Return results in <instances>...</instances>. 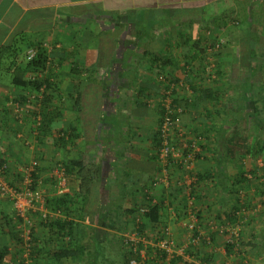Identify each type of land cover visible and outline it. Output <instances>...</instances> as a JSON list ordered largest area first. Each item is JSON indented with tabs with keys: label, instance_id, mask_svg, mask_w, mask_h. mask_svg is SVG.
I'll return each instance as SVG.
<instances>
[{
	"label": "crops",
	"instance_id": "0c3cea01",
	"mask_svg": "<svg viewBox=\"0 0 264 264\" xmlns=\"http://www.w3.org/2000/svg\"><path fill=\"white\" fill-rule=\"evenodd\" d=\"M151 26H154L153 29ZM161 26L166 28L160 30ZM175 27L180 30L179 37L173 33L177 30ZM157 30L161 31L158 35L155 34ZM195 30L200 33L198 37L193 34ZM222 37L227 38L226 44L219 39ZM168 39H172L174 44L171 45ZM254 40L257 46L264 47V0H0V63L4 62L7 65L4 67L6 72L16 74L9 78V83L4 81L0 84V166L4 164L9 166L6 175L8 180L14 184L20 183L19 170L29 162L26 161L29 154L23 155L24 157L20 155L25 148L37 151L34 153L36 160L39 159L38 175L42 177L41 182L47 180L44 179L46 165L57 151L63 161L67 158L81 160L86 165H99L102 169L101 181L96 185L98 208L95 213L82 210L84 204H79L81 180L76 174L69 177L70 184L66 188H62L59 181L55 180L50 181L51 183L46 181L42 185L46 191L47 201L50 200V204L53 205V209L47 207L48 210L51 213L59 212L56 217L77 225L73 231V239H79V243L67 247L69 244L67 235L61 243L49 227L37 222L35 233L40 250L38 258L40 264H89L87 254L93 239L108 231L113 235L119 233L118 230L103 227L100 223L101 218L110 207L119 202H122L124 207L130 205L134 210L142 201V191L146 186L150 187L151 181L156 177L158 169L150 141L153 133L140 132L142 123L148 125L145 127L148 129L150 121L145 115L147 120L139 122L140 119L137 118L140 112L134 105L136 100L138 106V99L134 96L138 89L125 86L126 80H133L136 76L148 82L156 79L157 73L155 66L152 65V57L144 52H153L159 59L171 62L165 68L167 74L179 76V73H184L186 69V72H190L191 78L195 79V83L206 89L204 80L209 65L205 64L207 62L204 57L210 53L207 48L213 43L222 44L223 49L216 53L218 55L212 53L218 60V76L227 80L231 77L244 78L245 84L234 82V87L243 85L241 91L244 89V94L249 92V95L240 93L242 99L240 97L239 103L243 102L244 105L248 103L250 108V103L253 104L251 88L255 84L248 83L247 80L264 77L261 69L249 73L242 67L243 62L247 61L248 47ZM140 46L145 47V50L136 55V50ZM5 47L9 48L7 53L3 51ZM35 47L46 52L48 66L43 75L47 73V76H52L57 94L60 92L61 95L63 90H67L68 94L72 93L82 81H85L86 85L89 84L88 80L100 83V89L97 90H100L103 97L108 96L101 115L102 122L107 125L97 131V139L90 134V131H93L91 123L94 119L80 115L77 109L72 107L74 99L71 98L72 102L70 100L68 109H63L60 118L55 119L51 125L54 133L68 130L70 134L73 128L75 129L74 138L70 140L67 152L63 153L55 145L58 150L49 156L45 144L38 150L31 146L36 124L31 118L18 121L13 114V102L23 93L30 92L25 87V81L33 80L34 71L28 67L26 57L28 51ZM176 47L180 48V54L175 50ZM2 53L5 57L8 56L5 60ZM262 53L264 49H261L259 55H264ZM22 55L23 61L20 58ZM124 62H131L132 65L126 67L128 70L122 69V65L117 67L118 63ZM112 64L115 66L112 67ZM170 69L171 72H168ZM35 72L42 75L41 72ZM67 79L68 84L64 83ZM113 79H121L122 82H114L116 84L114 86ZM138 83L133 81L131 85L135 86ZM85 87L83 89L86 95L95 90L92 87ZM129 90H134V103H130L133 97L127 102L131 107L127 120L122 113L123 110H120L126 107L123 98L126 92H130ZM112 94L114 95L111 96ZM87 100L83 98L82 108L87 104ZM226 108L229 116L222 114V118L215 114L213 124L219 128L221 123L228 121L229 128H233L230 129L232 133H229L226 139L217 137L213 132L211 140L214 145L220 146V150L226 140L231 143L227 147L228 150L222 147L219 156H214L218 164H215L216 161L213 162L212 168H207L204 161H201L198 171L212 170L214 177L211 190L207 188L209 184L206 186L204 184L210 181L201 182L202 195L197 200L200 212L212 214L220 223L225 222L227 217L233 221L232 225L242 226V245L239 250H229L226 246L228 236L215 234L212 246H207L206 250L201 246V249L203 248L199 255L201 257L195 259L198 264H206L202 263L201 259L206 257L204 254L208 252V255H213L211 264H238L244 259L250 260L252 264H264V119L255 120L249 117L241 120L237 118L238 108L234 103L228 105L227 102ZM192 111L202 113L204 108L199 106ZM197 116L199 117L194 116L196 122L192 124L201 127L202 116L200 114ZM131 120L139 123L129 124L131 127L127 128L130 132L123 133L125 130H121L122 126ZM191 120L193 121V117L190 113L182 117L185 125L190 124ZM138 124H141L140 129ZM238 125L247 128L243 137L249 144V153L239 151L240 146L237 142L242 136L234 129ZM21 135L24 140L20 139ZM139 135L141 139L136 138ZM136 139L141 143L136 142ZM28 140L29 145L26 144ZM113 140L118 141L116 144L118 146L110 147L109 143ZM123 140L129 143L127 150L124 148L125 150L121 152L122 147L119 143ZM36 141L38 143V140ZM128 173L130 175H126ZM240 174H244V180H241ZM122 176L125 183L121 181ZM131 176L132 180H129ZM118 183L124 186L122 192L125 194L121 192L124 196L118 191L115 195L111 193ZM161 189L164 187L152 189L153 192H158L155 194L156 197L153 195L156 201L164 198V202H167L169 196V199H174L173 204H177L178 208L183 205L180 197H177L178 194L174 198L171 192L164 193ZM157 194L160 199H157ZM165 207L166 210L161 211L160 223L154 228L151 224L147 227L146 237L151 239L155 235V238H159L163 232H158L159 229L161 230L162 226H170L175 238L179 241L187 240L189 236L184 234L186 227L182 224L184 214L172 215L168 212L166 203ZM180 211L184 213L183 210ZM13 213L11 202L0 198V256L2 253L5 254L0 264H21L19 236L11 221ZM129 214H125L124 221H132L134 212L132 216ZM38 215L39 213L32 214L34 220L37 221ZM226 222L231 224L229 220ZM203 226L205 228V223ZM158 233L160 234L157 236ZM80 244H83L86 250L84 261L77 255ZM65 248H68L67 253H62Z\"/></svg>",
	"mask_w": 264,
	"mask_h": 264
},
{
	"label": "trees",
	"instance_id": "16d2710c",
	"mask_svg": "<svg viewBox=\"0 0 264 264\" xmlns=\"http://www.w3.org/2000/svg\"><path fill=\"white\" fill-rule=\"evenodd\" d=\"M224 18V17H223ZM138 35V34H137ZM211 47L216 48V44H211ZM249 49V53L247 56V61L243 62L242 67L243 70L252 73L254 71L257 72V69H261L264 72V55H259L261 49H264V47L262 46H257V42L254 40V43L251 44V46L248 47ZM37 51V55L35 57V59L31 62H28V67L30 68V70L32 71H38V72H43L42 74H44V72H46L47 66H48V58L46 56V52L44 49L39 48V47H35V49ZM146 53V55H149L150 57H152V65L153 67L155 66L156 68V78H157V83L161 86H154L153 81H145V80H141L139 79L137 76L135 78H133L132 81H138L139 82V88L137 90V98L141 99L143 96H155L158 97L159 99L157 100V106L160 109L161 112V120H160V124L164 123L166 120H169L171 123H173L172 125L174 126H178L184 130L186 132L185 137H187V134L189 133L190 135L193 134L194 136H198V137H203L200 135V133L202 132L204 135V141H199L200 147H201V151H204V153L206 152H211L212 156L214 157L215 155L219 156V151L222 150V147H225L226 150H228V146H230L231 142H228L227 140L225 141V143H222L221 146V150H220V146H217L216 144L214 145L213 142H211L213 136V132H215V134L224 138H228L229 133H232L231 130L233 128H229V124L228 121H224L223 123L220 124V127H214L213 124V118L215 117V114H218V116H222V114H224L225 116H229V112L228 109L226 108V103L227 101H224V98L227 99V96H225L227 94H229V91L227 89H236L234 90L235 93H237V96H233V98H231L230 102H228V105L231 103H234V106H236L238 108V110L236 111L237 113V118H240L241 120L244 118H249L252 117V119H257V120H261L264 119V100L259 101L258 100H253V104H250V108H248L249 105H244L245 103H239L240 100L242 99L240 93H242V91L240 90L241 88H243L242 86L237 85L236 87H234V85H231L233 82H240L245 84L246 81L244 78H230L228 79L226 82L228 83L227 86H225V90L223 88H218V87H208V88H203L201 86H198L195 83V79L194 78H189L187 76V72L186 69H184V73H179V76H175L174 74H172V78H170L171 76H168V74L165 71V68L168 67L171 62H165L162 59H159L157 56L154 55L153 52H144ZM264 54V53H262ZM218 55V54H216ZM261 58H260V57ZM261 59V60H260ZM127 61V60H126ZM116 64V63H115ZM115 64H112V67L115 66ZM119 65H122V69L124 70H128V68H126L127 66L132 65L131 62H124L123 64L118 63L117 67ZM138 65V64H137ZM96 67H99V63L96 64ZM120 68V69H121ZM39 74V73H38ZM234 75V73H233ZM37 76V75H36ZM188 77V78H187ZM154 79V78H153ZM125 80V79H124ZM123 80V81H124ZM122 82L121 79L117 80V79H113V84L114 82ZM89 84L87 83V85L85 84V81H82V83L80 84V86H76V90L73 91L72 93H69V96L74 99L73 100V105L72 107L76 108L78 113L80 115L84 116H89L92 117L94 119V122L91 123V128L93 131H90L91 137H95L97 139V131L99 129H102L105 125H107L105 122H102L101 120V115L103 113V107L105 105L106 102V95L103 97L101 95L100 90L98 91L97 89H100V83H96L93 80H88ZM127 83V84H126ZM125 86H130L131 82H129L128 80H126ZM184 83V84H183ZM124 85V82H123ZM55 86L56 84L54 83V80H52V76H44L41 75V77H35L33 80L32 79H27L25 81V87L30 91L29 93H23L20 98H17L13 103H19L22 106H28L31 105L32 103L36 102V104L33 106V112L27 113L26 118H31L33 119L34 123L37 124V120H38V116L41 117V125L40 126H36V130H38V140L44 139L47 136H51L53 134L51 125L53 123V121L57 118H60V113L63 110L62 107H64V105H60V106H56V104L54 103L55 101V95L57 94L55 92ZM84 86L87 87H92L95 88V90H92V93L90 94H84ZM114 86H116V84H114ZM185 87H187V89H184ZM131 88V87H130ZM227 88V89H226ZM179 89L182 90V94H181V98H180V92ZM244 91V89H242ZM171 94L169 95L168 93ZM198 92H200V94H198ZM246 92V90H245ZM249 92H246V94L244 95H249ZM114 94H112L111 96H113ZM235 95V94H234ZM110 96V95H109ZM110 96V97H111ZM140 96V97H138ZM169 97L172 99L171 104H170V109L166 108V98ZM241 97V99H240ZM83 98L88 99L87 100V104L85 106H83L82 108V102H83ZM199 98V99H198ZM259 98V97H258ZM105 99V101L103 100ZM192 99V100H191ZM196 99H198V102L196 101ZM245 99H247L245 97ZM110 101V100H109ZM159 101V102H158ZM203 101V102H202ZM206 101V102H205ZM108 102V101H107ZM127 102H129L127 100ZM260 102V104L258 105V103ZM204 103V104H203ZM54 105V107H52ZM89 105V106H88ZM139 107H148V103L147 102H143L140 103L138 102ZM200 105H204V112L202 113H198V112H193V110H196ZM201 107V106H200ZM68 109V108H67ZM181 109V111L179 112L178 110ZM190 109V110H189ZM190 113L191 117H193V121L191 120V122L189 121L190 124L185 125L182 122V117L183 115ZM201 115V119L202 122L201 123V127H197L196 125L192 124L194 122H196V119L194 116H196L197 118L199 116L197 115ZM106 117V116H105ZM223 118V116H222ZM225 119V118H224ZM81 120V118H80ZM213 125V126H212ZM140 126H138L139 128ZM236 127V126H234ZM141 128V127H140ZM139 128V129H140ZM200 128V129H199ZM231 129V130H230ZM237 133L240 134V136H244V134L246 133L247 128H243L242 125H238L236 128ZM75 131V129L73 128V131H71L70 134H67L66 132L63 134H61V139L57 141V143L55 144L57 148L60 149H64L66 147V145L70 144V140L74 138L73 132ZM201 131V132H200ZM201 133V134H202ZM130 134V133H129ZM137 135V134H136ZM179 135V134H178ZM200 135V136H199ZM210 135V137H209ZM241 137V140L239 142H237V145L240 146V152H246L249 153V144L247 143V141H244L245 138L243 139ZM170 138V137H169ZM168 138V139H169ZM176 138L174 142L172 141V138L169 139V141L171 142V144L174 147H177L179 145V141L180 139L178 137H174ZM188 138V137H187ZM96 141V140H95ZM150 141L152 142V147L154 150V162H156L157 164V174L159 175L162 173V171L166 170L168 172L169 175L172 174V172L174 170H180L183 173H187V174H195L196 177V181L192 183V187L194 186H199L201 184V182H206V181H212L214 174L213 171L210 170L208 171V169H204V171L199 172L198 170L196 172H192L191 170H189L188 166L186 165V161L185 159L187 158V156L191 155L194 158V161L196 163H201V161L205 162L207 160V158L204 156L202 157V153L201 152H194V147L192 148L191 145L189 144L188 148H184V158L180 159L179 161H175L174 158H172L170 156V158L168 159V161L166 162V164H161V162L159 161V153L161 152L162 148L164 147L163 143L165 141L163 134L161 133V130H157L155 133L152 134ZM244 141V142H243ZM128 143H125L124 141L120 142V146L122 147V149L120 150L121 152H123L125 149L127 150L128 148ZM191 143V142H190ZM205 143V144H204ZM259 144H256V146ZM117 146V145H116ZM125 148V149H124ZM244 150V151H243ZM124 153H122L123 155ZM204 155V154H203ZM127 156V155H125ZM206 158V159H205ZM214 159V158H213ZM216 161V162H215ZM215 164H218V160H214ZM56 166H61L65 169V172L67 174L68 177L73 176L74 174H76L80 180H81V184H80V192L78 194V199L80 201L79 204L83 203V209L82 210H87V212H93L95 213L97 211L98 208V192L96 189V185L98 183H100L101 181V166H97V165H86L83 163V161L81 160H59L56 162ZM197 165V164H196ZM39 166L37 167V170L34 172V188L39 187L40 185H44V183H46V181H58L57 178L55 176H51V178H47V180L44 182H41V175H38L39 173ZM127 175V174H126ZM155 177V176H154ZM241 180H244L245 176L244 174H240ZM170 179V177H169ZM241 180H238L241 181ZM132 182V181H131ZM51 183V182H50ZM150 187L146 186L144 188V190H150V189H158V188H163L165 183H163L161 180H159V177H155L151 183H150ZM170 185V183L168 184ZM173 186V185H172ZM169 186L171 188H169L170 190V194L172 195V197H176V195L180 194L182 192L181 187H172ZM197 191V190H196ZM129 193V192H128ZM192 193H194V188L192 189ZM200 194L195 193V195H193V198L197 199L200 197L198 196ZM181 202L182 203H186L185 207L187 209V203L189 204V200L187 197L184 198V195H181L180 197ZM145 200L152 202L153 200H155L154 196L146 193L144 196V201H142L143 203H141V208L144 207L146 209V212L141 213L140 209H136V210H132L131 208H128L126 210L125 213V209L126 207H124L122 205V202L116 203L114 206L110 207L109 211L106 213V215H104L101 218V225L103 227H107L109 229L112 230H118V232H125V231H137L140 235L146 237L147 234V227L149 226V224L152 225V228H154L156 226L157 223H160V219H161V211L162 210H166L165 207V202H164V198L161 199L160 201H156L153 205L151 206H146L145 205ZM50 201V200H49ZM47 201V207L49 209H53V205L50 204V202ZM193 202L195 203V201L193 200ZM146 206V207H145ZM148 207V208H147ZM47 208V209H48ZM186 209L184 210V212L186 211ZM196 210V208H195ZM194 210V211H195ZM134 212L135 215H131ZM124 213V214H122ZM130 213V214H129ZM198 213H202L200 212V210H198ZM14 214V213H13ZM125 214H129L131 215L133 218H131V227L129 224L125 225L124 221V216ZM13 217V216H12ZM123 219V220H122ZM226 217V221H230L231 224H234L232 220L228 219ZM12 222L13 218L11 219ZM8 223V221H7ZM129 223V222H127ZM205 223V228L204 226L201 227L204 228V230L206 231V233L208 232V224L204 221L199 222V226H202V224ZM223 223V222H221ZM120 224V225H119ZM42 225H44L45 227H49L51 229V231L53 232V234L55 235V237L61 241V243L64 242V237H66V235L69 237V244L67 245V247H69L70 245H73L75 243H79V239H73V231H75V227L77 226L76 224H74V222H68L60 217H50V220L47 223H42ZM129 225V226H128ZM128 226V227H127ZM163 228H161V230L159 229L158 232H164V229L167 228V226H162ZM185 227L187 228V224L185 225ZM163 229V230H162ZM195 230V234H192V236L188 237V240L190 242L188 250H186V253H189V255L194 256L195 258H200L201 256V250L203 248H207V246H212L211 244L215 241L214 235L217 233H210V242H208L207 238L204 237L201 239L200 244L195 246L192 242L197 238V236L199 235V231ZM36 227L33 230V239L35 241V245L37 246V250L35 253H33V255H36V258H39L40 255V250H39V246H38V241L36 238ZM77 232V229H76ZM95 232V231H94ZM163 232L161 233V235H163ZM95 234V233H94ZM160 233L156 234L157 236ZM97 235V233L95 234V236ZM114 236L117 237V234H115ZM155 238V235L152 236V238ZM164 237V235L162 236ZM160 237V238H162ZM115 238V237H114ZM119 240H117L115 242L116 246H119L120 250H122V254H123V262L124 264H131V261L133 259L137 260V264H154V260H151V255L148 256L149 259H147V261H143L141 254L139 252H134L129 245H127L125 243V237L120 236L118 238ZM157 239V237H156ZM159 239V238H158ZM157 239V240H158ZM96 242L92 241V246L90 248L93 249L95 244H98L99 247H103L104 244L101 242L102 239L97 238L96 236ZM156 240V241H157ZM242 240V239H241ZM18 241H20V238L18 237ZM210 243V244H209ZM201 246H203V248L201 249ZM227 248L233 249V246H229V244H226ZM141 245L139 246V248L141 249ZM104 249V248H103ZM20 250V249H19ZM68 248H65L62 253H67ZM88 251V262L89 264H97L98 263V259L99 256L103 254L104 250H102L100 248L97 249V252H91ZM99 250V251H98ZM161 253V256L163 259L166 258V253L164 251H159ZM86 250L83 244L79 245V251H78V256H80L83 260V257L85 256ZM91 254V256H90ZM204 255H207L206 257H204L202 260V263H206V264H211V258H212V254L208 255V252H206ZM5 257V254L2 253L0 256V263L1 260H3ZM94 257V258H93ZM87 261V260H86ZM178 262H181L183 264H195L194 262L190 261V259H186L182 256H177L174 260H172L170 262V264H176ZM83 264V263H82Z\"/></svg>",
	"mask_w": 264,
	"mask_h": 264
},
{
	"label": "rangeland",
	"instance_id": "374dc122",
	"mask_svg": "<svg viewBox=\"0 0 264 264\" xmlns=\"http://www.w3.org/2000/svg\"><path fill=\"white\" fill-rule=\"evenodd\" d=\"M169 26H171V25H169ZM173 26V25H172ZM179 26V25H178ZM153 27L154 26H151V29H153ZM163 28H166L165 26H161V28H160V30L161 29H163ZM176 29H177V27H175ZM160 30H157V31H155V34H160L161 33V31ZM180 30H179V28L176 30V31H174L173 33L174 34H176V37H179V35H180V32H179ZM216 32V31H215ZM207 33V32H206ZM150 34V33H149ZM195 36L197 35V37H198V35L200 34L198 31H196L195 30V32L193 33ZM148 35V34H147ZM152 35V34H151ZM178 35V36H177ZM223 38V39H222ZM222 38H219V39H221V40H223L222 42H225V44H226V40H227V38L226 37H222ZM169 41V43H171V45L172 44H174V41L172 40V39H168ZM224 44V43H223ZM223 49V47H222V44L220 45V47L218 48V49H215L214 47H210V46H208V48H207V50L210 52V53H208V55L207 54H205V60H206V62L207 63H205V64H207V65H209V71H208V73H207V75H206V78H205V84H204V86L206 87L207 86V88L208 87H218V88H225V86H227L228 85V83L226 82L227 81V79H224V78H220L219 76H218V65H217V62H218V60L215 58V54L217 53V52H220V50H222ZM9 50V48L8 47H5L4 49H3V51L5 52V53H7V51ZM143 50H145V47H142V46H140L139 48H138V50H136V55H140L141 53H142V51ZM175 50L176 51H178V53L180 54V48L179 47H176L175 48ZM213 52H215V54H212ZM2 57L4 58L3 60H5V58L6 57H8V56H6L5 57V55L2 53ZM149 55H151V54H149ZM148 55V56H149ZM21 61H23V58H24V56L22 55L21 57ZM27 58V57H26ZM7 60V59H6ZM28 62V61H27ZM7 64H9V63H7ZM181 64V63H180ZM10 65V64H9ZM5 66H7V65H5V63L4 62H1L0 63V84H3L4 83V81H5V83L6 82H8L9 83V78H12V77H14V76H16V74H14V73H12V72H6V70H5ZM188 69V68H187ZM189 70V69H188ZM168 72H171V69H170V71H168ZM43 73V72H42ZM55 74V73H54ZM34 77H41V75L40 74H38V73H36L35 71H34ZM37 75V76H36ZM43 75V74H42ZM44 76H47V73H46V75H44ZM168 76H171L170 78H172V74L171 73H168ZM187 76L189 77V78H191V76H190V72L188 71L187 72ZM154 81H153V83H154V86H161V85H159L158 83H157V78L155 79H153ZM64 81V80H63ZM129 82H131V84L133 83V81L132 80H128ZM68 82V79L67 80H65V82L64 83H67ZM247 82L248 83H250V82H254V86L251 88L252 89V91H253V100H258L259 99V101H261V103H262V101L264 100V77H262V79H259V78H253V79H248L247 80ZM68 84V83H67ZM66 84V85H67ZM184 84V83H183ZM231 85H234L235 86V83L233 82ZM131 87L133 86V87H135L134 88V90H137L138 89V86H139V83L138 84H135V86L134 85H130ZM184 88V87H183ZM184 89H187V87H185ZM227 89V88H226ZM134 90H129L130 92L128 93V92H126V94H125V96H124V102H125V106L126 107H124V109L122 108L120 111H122L123 110V112L122 113H124V117H125V119H127V116H128V113L130 112L131 113V111H129L130 109H131V107L129 106V104H127V100L129 101V100H131L130 98L131 97H133V91ZM225 90V89H224ZM228 91H229V94H227V93H225L226 95L225 96H227V99L226 98H224V101H227V102H230V100H231V98H233V96H234V94H236L235 92H234V90H236V89H234V90H232V89H227ZM241 90V89H240ZM182 92V90H180L179 89V92ZM180 92V98H181V93ZM244 91H242V93H243ZM171 94V92L169 93V95ZM251 94V93H250ZM137 94H135L134 96H135V99H138L137 98V96H136ZM56 97H55V101H54V103L56 104V106H60V105H64V107H62V109H67L68 108V106H69V104H70V100H71V102H72V99H71V97L69 96V94H68V91L66 90V91H64L63 90V92L61 93V95H60V92H59V94H56L55 95ZM236 96V95H235ZM138 97H140V96H138ZM259 97V98H258ZM133 99H134V97L132 98V100H131V104H132V102L134 103V101H133ZM171 99V98H170ZM167 100H169V97H167L166 98V101ZM172 100V99H171ZM138 102H140V103H143V102H147L148 103V107L146 108V107H144V106H142V107H139V105L137 106L136 105V100H135V103H134V105L138 108H136L135 107V109H137V111L138 112H140V113H138L139 115V117L137 118V119H140L139 120V122H145L147 119L150 121V124H149V128L148 129H146L145 127H148V125L147 126H145V124H143L142 123V129H141V131L140 132H142V133H150V134H152V133H155L157 130H161V129H163L164 131L166 130V131H169V128H167L166 126H162L161 124H160V120H161V112H160V109L158 108V106H157V97H155V96H143L141 99H138ZM159 102V101H158ZM168 102H170V101H168ZM254 102V101H253ZM248 104V103H247ZM251 104V103H250ZM260 104V102L258 103V105ZM89 106V105H88ZM201 106V108H204V105H200ZM135 111V110H134ZM133 111V112H134ZM136 112V111H135ZM13 114H14V109H13ZM67 114V113H66ZM145 115H147V119L145 118L146 116ZM26 118V117H25ZM145 118V119H144ZM67 120V119H66ZM128 120V119H127ZM138 122V121H137ZM136 121L134 122L133 120H131L129 123H127V122H125V125L124 126H122V128H121V130L122 131H124L125 130V132H123V133H128V132H130V131H128V128H130L131 126H129V124H135V123H137ZM138 122V123H139ZM141 125V124H140ZM139 124H138V126H140ZM36 126H38L37 124H36ZM128 127V128H127ZM141 127V126H140ZM139 127V128H140ZM35 129V132L37 131L36 130V128H34ZM200 129V128H199ZM34 132V133H35ZM67 133V134H69L68 133V130H60V131H58V132H53V134L51 135V136H47L46 138H44V140L43 139H41V140H38V139H36L37 138V136L35 137V136H33L34 137V139H33V141H32V143H31V146L33 145L34 146V149H36V150H38V148H41L42 147V144H45L46 145V150H47V154H49V156H52V155H54V153H55V151L56 150H58V149H56L54 146H55V144L57 143V141L58 140H60L61 139V134L63 133ZM140 132H138L139 134H140ZM183 132H184V130H182L181 128H178V126H176V127H173V129H172V131H170V137L171 138H173V142L175 141V139L176 138H174V137H179L180 138V141L178 142L179 143V145L177 146V147H175L176 149L173 151V154H174V156L176 157L175 159L177 160V161H179L180 160V158L182 157V158H184V150H183V147L184 148H187L188 147V145L190 144L191 146H195V149H194V152H201L202 153V157H206L207 158V160L204 162V166H206L207 168H212V166H213V162H214V157L212 156V153L211 152H206V153H204V151H201V147H200V144H199V141H204V135H203V133L201 134L200 133V135L201 136H203V137H198V136H194L193 134H187V137H185L184 139H182V137H180V135L181 134H183ZM132 133V132H131ZM114 135H115V132L113 133ZM113 134L111 135V136H113ZM122 134V133H121ZM178 134H180V135H178ZM33 135H35V134H33ZM199 135V136H200ZM31 137V136H30ZM141 137V135H139V136H136V138L137 139H141L140 138ZM209 137H210V135H209ZM49 138V139H48ZM113 138V137H112ZM135 138V137H134ZM150 138V137H149ZM121 139V138H120ZM135 140L136 142H138V143H141V142H139V140ZM22 140V139H21ZM24 140V139H23ZM36 140H38V143H37V141ZM42 140H43V142H42ZM177 140V139H176ZM110 141H111V139H110ZM125 143H126V141L125 140H123ZM117 140H113L112 142H110L109 143V145H111L110 147H115L116 146V144H117ZM191 142V143H190ZM205 142V141H204ZM212 142V141H211ZM144 144V143H143ZM148 145H149V143H147ZM205 144V143H204ZM145 145V144H144ZM147 145V146H148ZM32 146V147H33ZM68 146L69 145H66V147L64 148V149H61L62 150V152L63 153H66L67 152V150H68ZM118 146V145H117ZM235 146H232V148H234ZM35 151L34 150H32L31 148L30 149H23V152L22 153H20V155L21 156H23V155H25V156H27L28 154H29V158H27V157H25V158H27L26 159V161L28 162V163H30V162H32V161H34V160H36L37 158H35V156H36V152L34 153ZM59 151H57L56 152V154L54 155V156H52L49 160H48V165H46V173H45V176H44V179L45 178H51V174L53 175V173L55 172V167H56V162L57 161H59V160H62L61 159V157H60V154L58 153ZM40 153V152H39ZM41 154V153H40ZM203 154H204V156H203ZM39 155V154H38ZM63 156H65L64 154H62ZM67 156V155H66ZM24 157V156H23ZM34 158V159H33ZM195 158V157H194ZM194 158L193 157H190V158H188L187 160H185L186 161V165L188 166V168H189V170H191L192 172H196L197 170H198V167L200 168L201 167V163H199V165H196V164H198V163H196L195 161H194ZM205 158V159H206ZM67 160H68V158H67ZM36 161H38L39 162V159L38 160H36ZM223 159H222V163H223ZM161 164H163V163H161ZM52 171V172H51ZM50 172H51V174H50ZM129 172V171H128ZM133 174V173H132ZM127 175H130L129 173L127 174ZM156 177L158 176L159 177V180H161L163 183H165V185H164V189H161V190H163V192L165 193V192H167V191H169L170 192V190H169V186H172V187H181V190H182V192L179 194V195H177V197H181V195H184V198L185 197H187V198H190V195L193 197V195H195V193H198V194H200V195H198V196H201L202 195V188H201V184H203V183H201L199 186H194V187H192V183L193 182H195L196 181V177H195V174H191V176H190V174H187V173H183L182 171H180V170H174L173 172H172V175H169L168 174V172L165 170H163L162 171V173L161 174H159V175H155ZM132 177L133 176H131L130 178H128L129 180H132ZM169 177H170V179H169ZM124 177L122 176L121 177V181L123 180L124 181V179H123ZM10 179V178H9ZM121 181H119V182H121ZM123 183H125V181L123 182ZM170 183V185H168ZM211 183H212V181L211 182H208V183H204L205 184V186H206V184H209L208 185V189L209 190H211L212 188H211ZM130 185L132 186L133 185V183H130ZM151 186V185H150ZM194 188V193H192V189ZM116 189V190H115ZM122 189H124V186L123 185H121V183H118V184H116L115 185V188H114V190H112V194L113 195H115V193H117V191L118 192H120L119 194L120 195H123L124 196V194H125V192H122L123 190ZM44 190V189H43ZM197 190V191H196ZM45 191V190H44ZM146 191H148L147 193H149V194H151V195H154L155 196V194L156 193H158L157 191H152V189H150V190H143L142 191V194H141V196H142V201H144V196H145V194H146ZM206 191V190H205ZM205 191H204V193H205ZM124 193V194H122V193ZM122 197V196H121ZM156 197V196H155ZM160 199V196H158V194H157V199ZM167 198H168V200H167V202H165L166 203V205L168 206V212H171L172 213V215L174 214V213H179L180 215L181 214H184V216H185V219H184V222L182 223V224H187V226L189 225V224H191V221H192V217L193 218H196V216H199V217H201V221H204V222H208V221H210V220H212V219H214V216H212V214H209V213H198V210H199V207H198V200L196 201V199H194V201H195V203L193 202L192 203V201L191 200H189V204L187 203V209H186V207H184V205L186 204V203H182L183 205L182 206H180V208H178L177 207V204H173V202H174V199L172 200V199H169V196H167ZM175 198V197H174ZM200 198V197H199ZM210 199H211V194H210ZM139 202L138 203V205H136V207H135V209L134 210H136L137 208L138 209H141V203H143V202ZM155 202H156V200H155ZM145 205H148V207L149 206H151V203L150 202H148V200L146 201L145 200ZM127 208L125 209V211L128 209V208H130V205H127L126 206ZM184 208L186 209V211L184 212V213H182L180 210H183L184 211ZM195 208H196V210H195ZM107 209V208H106ZM43 212H47V211H49V210H44V208L43 209H41ZM195 210V211H194ZM50 212V211H49ZM51 213V212H50ZM51 214H53V213H51ZM196 216H195V215ZM135 215V214H134ZM177 215V214H176ZM40 215H38V218H37V221L35 222V225L37 224V222L38 223H40L41 222V218L39 217ZM126 224H129L130 225V227H131V224L132 223H127V222H125V225ZM120 225V224H119ZM128 225V226H129ZM127 226V227H128ZM167 228H168V230H169V233L171 234V239H169V241L171 242L170 243V249L171 250H173V248L171 247V246H173L174 244H175V246L177 245V249H175V250H178V252L180 253V254H183V252H182V248L184 247V246H188V243H186L188 240H185V241H179L177 238H175L174 236H173V234H174V232L172 231V228L170 227V226H167ZM163 230V229H162ZM171 230V231H170ZM241 230H242V226H241ZM202 231H204V228H202ZM186 232V233H185ZM132 233V231H125V232H119L118 234H117V237L116 236H114L113 235V233L112 232H106V233H103L101 236H99L98 238L100 239H102V243L104 244V246L103 247H99L98 246V244H95L94 245V247H93V249H91L90 251L92 252H97V249H99L100 250V248L102 249V250H104V252H103V254L102 255H100L99 256V259H98V263L97 264H124V262H123V254H122V250H120V248H119V246H116V244H115V242L117 241V240H119L118 238L120 237V236H125V235H129V234H131ZM188 233H190V230L188 229V228H186L185 229V231H184V234H187V236H188ZM115 237V238H114ZM93 241L94 242H96V240L95 239H93ZM147 241H150L151 243H155V244H157L156 243V241L155 240H153V238H151V240H147ZM150 243V244H151ZM165 243V242H164ZM174 243V244H173ZM161 244V243H160ZM173 244V245H172ZM104 248V249H103ZM98 250V251H99ZM92 252V253H93ZM90 256H91V254H90ZM186 258H188V254L185 256ZM94 258V257H93ZM19 259H21V253H20V258ZM192 262H194L195 264H198L197 263V260L195 259V257H194V259H193V257H192ZM181 264H183V263H181Z\"/></svg>",
	"mask_w": 264,
	"mask_h": 264
},
{
	"label": "built area",
	"instance_id": "2783aa9c",
	"mask_svg": "<svg viewBox=\"0 0 264 264\" xmlns=\"http://www.w3.org/2000/svg\"><path fill=\"white\" fill-rule=\"evenodd\" d=\"M220 47V44H216V48L218 49ZM37 55L36 50H29L27 53V61L31 62L35 59ZM35 78V77H34ZM33 78V79H34ZM169 94V93H168ZM170 101V102H168ZM171 99L167 100L166 108L170 109ZM36 104V102L32 103L28 106H22L19 103L14 104V115L15 118L18 121H23L25 119L27 113L33 112V106ZM179 112L181 109L178 110ZM169 120H166L164 123H162V126H166L169 128V131H164L161 129V133L163 134V137L165 139L161 152L159 153V161L163 163L164 165L170 158H176L173 154V151L176 149L169 139L170 137V131H172L173 127H176L172 125ZM37 125H41V117L38 116ZM178 126V124H177ZM178 128H180L178 126ZM35 137L38 136V130L34 133ZM186 132L184 131L183 134H179L182 139L185 138ZM20 139H23V136H19ZM170 137V138H169ZM169 138V139H168ZM179 138V137H178ZM180 139V138H179ZM27 145L30 144L29 140L26 142ZM189 146V145H188ZM192 148L195 146H191ZM188 148V147H187ZM184 150V147H183ZM194 151V150H193ZM192 157L191 155L187 156L185 160ZM194 158V157H193ZM180 159H183L182 157ZM175 161H177L175 159ZM39 166V162L34 160L27 165H24L20 170L19 173L21 174V180L20 183H12L10 180H8L7 171L9 169V166L4 164L0 166V198L6 199L11 202L13 206V223L14 227L18 233V236L20 238L19 241V248L21 253V264H40L38 262V258H36V255H33V253L36 252L37 246L35 245V241L33 239V230L36 227L35 220L32 216L33 213H39V217L41 218V223H47L50 220V217H56L58 216V213L51 214L49 211L43 212L41 209L44 208V210L47 209V199H46V191L43 190V186L40 185L37 188H34V172L37 170V167ZM53 176L57 178L59 181V185L62 188H66L70 184V178L67 176L65 169L61 166L55 167V172L53 173ZM148 191H146L147 193ZM188 200H191L193 203L194 198L190 195V198ZM149 202V201H148ZM151 205L155 203V200L150 202ZM148 206V205H146ZM145 206V207H146ZM148 208V207H147ZM141 213L146 212V209L142 207L140 209ZM195 215V214H194ZM196 216V215H195ZM201 217L196 216V218L192 217L191 224L188 225V229L190 230V234L188 236H192V234H195V230L199 231V235L197 238L192 242L195 246L200 244V241L202 238L206 237L208 242H210V233H217V234H226L228 236L227 238V244L229 246H233V249L239 250L242 245V230L240 225H232L228 222L220 223L218 220L212 219L207 222L208 224V232L202 231L201 227L199 226V222L201 221ZM202 223V221H201ZM196 231V232H197ZM164 235V237H162ZM163 235H161L162 238L157 237L153 240H157L156 243H151V240L147 237H144L140 235L137 231H132L131 234L125 235V243L130 246V248L134 252H139L141 254V257L143 261H147L148 256L151 255V260H154V264H170L172 260H174L177 256H182L186 258L185 256L188 254V258L190 261H192V257L194 259V256L189 255V253H186V250H188L189 247V240L186 242L188 243V246H184L182 248L183 254H180L177 249V245L175 244L171 246L173 250L170 249V241L171 234L169 233L168 228L164 229ZM165 242V243H164ZM151 243V244H150ZM161 243V244H160ZM211 243V242H210ZM209 243V244H210ZM142 246L141 249L139 246ZM159 251H164L167 255L166 258L163 259L161 256V253ZM131 264H137V260L133 259L131 261ZM238 264H252L250 260L244 259L241 263Z\"/></svg>",
	"mask_w": 264,
	"mask_h": 264
}]
</instances>
